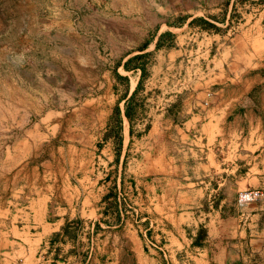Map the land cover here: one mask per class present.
Returning <instances> with one entry per match:
<instances>
[{"label": "rangeland", "instance_id": "rangeland-1", "mask_svg": "<svg viewBox=\"0 0 264 264\" xmlns=\"http://www.w3.org/2000/svg\"><path fill=\"white\" fill-rule=\"evenodd\" d=\"M214 37L259 48L264 0H0V194H78L79 206L95 194L105 212L71 219L44 254L72 264L165 259L128 194H148L149 130L166 97L203 72ZM253 191L264 194L240 192V208ZM241 193L252 195L245 206ZM119 209L125 224L115 227Z\"/></svg>", "mask_w": 264, "mask_h": 264}, {"label": "crops", "instance_id": "crops-1", "mask_svg": "<svg viewBox=\"0 0 264 264\" xmlns=\"http://www.w3.org/2000/svg\"><path fill=\"white\" fill-rule=\"evenodd\" d=\"M212 41L203 72L181 96L166 97L149 130L148 194H128L132 215H148L165 258L152 251L141 263L264 264V199L254 202L264 194L241 193V206L253 203H237L242 191H264V39L259 48L236 37ZM94 199L79 206L78 194H0V264H72V256L42 248L77 215L105 213ZM117 212L120 227L125 210Z\"/></svg>", "mask_w": 264, "mask_h": 264}, {"label": "trees", "instance_id": "trees-1", "mask_svg": "<svg viewBox=\"0 0 264 264\" xmlns=\"http://www.w3.org/2000/svg\"><path fill=\"white\" fill-rule=\"evenodd\" d=\"M194 22H199V23H202V24H207V25H209V26H213L212 24H209L208 22H206L205 20H203V19H195V21ZM166 35V34H165ZM168 35H170V36H172V34H170V33H168ZM161 46V44H160V42L157 44V48H159ZM144 55H138V56H136L135 58H133V59H131V61L132 60H140L142 57H143ZM125 67L127 68L128 67V65L127 64H125ZM140 87V83H139V85L137 86V90H138V88ZM127 115H128V111H127Z\"/></svg>", "mask_w": 264, "mask_h": 264}]
</instances>
